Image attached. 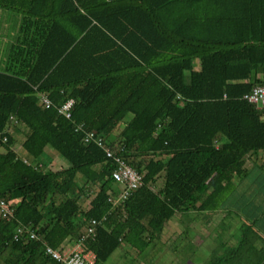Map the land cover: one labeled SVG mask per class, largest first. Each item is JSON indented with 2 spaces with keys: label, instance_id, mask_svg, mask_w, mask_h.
Segmentation results:
<instances>
[{
  "label": "trees",
  "instance_id": "obj_1",
  "mask_svg": "<svg viewBox=\"0 0 264 264\" xmlns=\"http://www.w3.org/2000/svg\"><path fill=\"white\" fill-rule=\"evenodd\" d=\"M0 8L40 30L26 71L0 72V199L11 209L0 214V264H59L45 245L74 241L90 219L100 222L82 246L94 264L120 243L151 264L149 248L173 215L219 210L204 264H264L263 212L226 202L246 157L264 151V107L243 98L264 86V0H0ZM67 99L65 118L56 108ZM12 126L24 156L11 148ZM83 131L141 175L122 201L108 200L118 190L114 161ZM46 147L67 165L48 169ZM223 218L235 221L232 233ZM17 227L35 237H14Z\"/></svg>",
  "mask_w": 264,
  "mask_h": 264
},
{
  "label": "crops",
  "instance_id": "obj_2",
  "mask_svg": "<svg viewBox=\"0 0 264 264\" xmlns=\"http://www.w3.org/2000/svg\"><path fill=\"white\" fill-rule=\"evenodd\" d=\"M0 8V16L4 15V10ZM11 10V9H10ZM34 24L29 21L25 25H22V22L14 21V22H0V46L5 48L2 44L4 43V38H8V44H9V51L7 53L0 49V72L9 73L12 75H22L26 69L27 64L31 62V59L33 57V52L35 49V39H34V33L35 28ZM9 31V33H8ZM14 38L13 42L12 39ZM12 42V43H11ZM11 134H14L15 136H18L17 133H19L18 128L16 126H12L10 129ZM227 205H233L235 202L234 207H239L240 211L242 210L244 213L249 214V216L255 215V213L263 212L260 216V219L264 217V151H259L257 153H250L244 162V172L243 176L241 178H233L231 181V187L230 192L227 195ZM215 213H218L220 215V219L222 220V217L224 216V212L217 211ZM214 214V213H213ZM198 217L205 219H209L210 215L205 214H197L194 211L188 212L186 215H179L175 214L173 215L172 219L176 220L177 227H175L173 230L174 233H171L172 237L179 233L182 228H184V225L188 224L189 222H192ZM236 217L238 218V215H234L233 219L235 220ZM172 219L170 221H172ZM219 219V220H220ZM259 219V224L261 227V230L264 232V222ZM223 220H225L223 218ZM225 220L226 222L229 221L234 225L235 221ZM169 221V223H170ZM168 224V223H167ZM181 224V226H180ZM187 225V232L185 236V243H187V238L190 241L189 243L192 245L200 246L198 244V240H195V237H188V235H191L193 228L192 225ZM228 228V225L225 227ZM165 233H162V238ZM193 235V234H192ZM157 241H154L153 245L150 246L149 251L147 253V258L150 259L151 264H153L152 259L153 256L150 255L156 253L158 251V248L160 246H157ZM160 245H165L167 242L162 241L160 239L159 241ZM70 243H65V245H70ZM168 246V244L166 245ZM201 247V246H200ZM203 248V247H201ZM208 250V249H206ZM190 252V250H189ZM188 251L186 253V256H190ZM143 264V263H142Z\"/></svg>",
  "mask_w": 264,
  "mask_h": 264
},
{
  "label": "rangeland",
  "instance_id": "obj_3",
  "mask_svg": "<svg viewBox=\"0 0 264 264\" xmlns=\"http://www.w3.org/2000/svg\"><path fill=\"white\" fill-rule=\"evenodd\" d=\"M4 10V15L0 16V22H24L23 17H26L22 13L16 11V10H10V9H3ZM2 10V11H3ZM32 22L35 20L33 18ZM34 20V21H33ZM28 23V22H27ZM37 29V28H36ZM33 33H37L40 30H36ZM9 33V31H8ZM13 38V37H12ZM14 38L12 39L13 42ZM9 39L4 38V43L2 44L5 48L0 46V49L4 50L5 53L9 51V44H8ZM11 42V43H12ZM7 49V51H6ZM194 63H197V60L194 59ZM186 74V73H185ZM128 116H126L127 118ZM262 119H264V116H262ZM121 124L118 125L120 127ZM14 135V134H13ZM18 136L14 135V140L13 144L11 145V148L17 153L18 156H24V153L22 149L20 148V138L21 135L17 133ZM0 151H3V147L0 146ZM42 161L48 160V165L47 168L50 170H55L59 169L60 167H63L66 164V162L59 157L53 150L50 148L46 147L44 148L43 154L39 157ZM118 187H120L118 185ZM235 206V202L233 204ZM173 217V216H172ZM172 217L167 221V227L165 231V235L162 238V241L165 242V240L168 237H172L171 233H174L172 229L177 227V222L176 220L172 219ZM172 219V221H170ZM220 215L218 213H214L210 215L209 219H203L201 217H198V219L189 222V225H192L191 228H193V231L191 232V235H188V237H195V240H198V244L200 246H193L191 248V251L189 252L190 256L184 257V259H181V250L185 244V239L181 238L174 235L171 239L167 240L165 243L164 247L163 245H160L159 242L157 241V246H160L158 248V251L156 253L152 254L153 259L152 262L153 264H204L205 259L208 258V250L211 249V247L214 246L215 241L213 240L215 232L219 231L217 223L219 222ZM170 221V223H169ZM232 222V221H231ZM227 221L226 224L228 225L229 229H225V233H232L234 230L232 223ZM181 226V224H180ZM182 227V226H181ZM162 236V235H161ZM181 241V242H180ZM190 241L187 238V243L186 245H189ZM168 244V246H166ZM191 245V244H190ZM188 248V246H187ZM208 249V250H206ZM151 258V257H150ZM150 260L148 259V262ZM144 262V259L142 260V252L137 253L134 250L127 248L124 243H120L118 247L110 254V256L102 263L100 264H142Z\"/></svg>",
  "mask_w": 264,
  "mask_h": 264
},
{
  "label": "built area",
  "instance_id": "obj_4",
  "mask_svg": "<svg viewBox=\"0 0 264 264\" xmlns=\"http://www.w3.org/2000/svg\"><path fill=\"white\" fill-rule=\"evenodd\" d=\"M38 103L43 107H48L50 102L41 92H37ZM243 98L250 104L254 105L256 108L264 107V86L255 85L250 91L243 95ZM72 100L67 99L61 103L57 108V112L63 115L65 118L69 117V108L71 106ZM13 122V121H12ZM81 129V123L74 126V130ZM2 141L5 137L2 136ZM82 141L85 143H93L100 147L106 157L111 158L114 161V168L111 171V178L116 185H119L118 190L113 196H109L108 200L113 202L122 201L126 198L133 189L137 188L141 184V175L127 165L118 155H115L109 147L105 146L102 142V138L97 135L94 131H83ZM11 209L8 206V202L0 199V214L3 217L9 215ZM100 221L95 219H90L84 231L71 242L70 245H62L59 248H51L47 245L44 247V253L49 255L59 264H94V253L85 249L82 246V241L85 238H92L95 232V225ZM26 231L27 237L32 239L35 237V233L30 229H23L21 227L16 228V234L14 237L23 235V231Z\"/></svg>",
  "mask_w": 264,
  "mask_h": 264
}]
</instances>
